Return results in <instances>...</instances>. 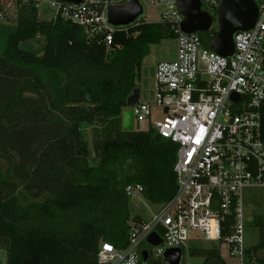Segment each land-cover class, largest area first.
Segmentation results:
<instances>
[{
    "label": "trees",
    "instance_id": "16d2710c",
    "mask_svg": "<svg viewBox=\"0 0 264 264\" xmlns=\"http://www.w3.org/2000/svg\"><path fill=\"white\" fill-rule=\"evenodd\" d=\"M8 2L0 0V14ZM17 13L0 53V161L8 164L6 179L51 198L24 211L15 196L0 201V249L7 264H96L102 242L125 248L130 224L144 220L131 216L130 186H141L157 206L178 192V146L151 126H122L151 46L177 34L168 23L141 19L116 31L108 48L104 35L88 36L61 18L40 20L34 7ZM217 35H201L205 47ZM37 38L44 39L41 53L22 47ZM261 113L264 138V107ZM231 224L229 218L222 238ZM255 225L260 243L246 249L244 264H264L256 257L264 227ZM191 250L205 264H225L218 249Z\"/></svg>",
    "mask_w": 264,
    "mask_h": 264
},
{
    "label": "built area",
    "instance_id": "2783aa9c",
    "mask_svg": "<svg viewBox=\"0 0 264 264\" xmlns=\"http://www.w3.org/2000/svg\"><path fill=\"white\" fill-rule=\"evenodd\" d=\"M202 10L217 16L223 0H200ZM160 9L161 21L177 34L173 60L155 68L154 100L132 106L135 127L148 123L164 139L178 146L175 174L178 192L150 220L130 224L125 248L102 242L96 264H143V252L164 262L167 251L184 248L195 231L208 241L228 248L229 256L244 264L246 215L244 193L264 189V0H253L259 10L256 25L234 36L235 52L223 57L205 47L201 35L181 31L184 16L177 0H140ZM116 0H84L80 5L57 0H9L16 12L42 7L84 28L88 36L104 35L110 48L116 31L108 24L107 11ZM4 15V13L2 14ZM213 25L209 32L213 31ZM237 96V101L232 100ZM163 119L153 122V109ZM136 129V128H135ZM130 186L129 197L142 193ZM232 218L231 234L222 228ZM157 234L162 243H148ZM196 241L201 239L196 237ZM183 264V258L182 262Z\"/></svg>",
    "mask_w": 264,
    "mask_h": 264
},
{
    "label": "rangeland",
    "instance_id": "374dc122",
    "mask_svg": "<svg viewBox=\"0 0 264 264\" xmlns=\"http://www.w3.org/2000/svg\"><path fill=\"white\" fill-rule=\"evenodd\" d=\"M128 0H116L115 5H125ZM145 14L142 19L149 23L160 22V9L151 4L144 3ZM0 14V53L4 51L6 47V37L8 32L15 29L16 20L18 13L14 7L5 9L4 15ZM54 13L42 7L38 17L43 21H51ZM213 29L219 30V23L217 16L214 15ZM44 46V39L37 38L36 40L23 44L24 49H30L41 53ZM177 52V41L176 39H165L158 45H152L150 48L149 55L143 62L142 77L140 81V102L139 103H150L154 100L155 93V79L154 72L156 66L162 61L173 60L176 57ZM132 108L129 106V109ZM153 122H157L163 119L161 110L153 109ZM136 129L140 131H146L148 129V123L136 124ZM93 129L89 128L86 130V137L90 142L91 149L93 150L94 136ZM8 168V164L0 161V201L8 200L15 196L17 203L21 211H24L31 205H42L45 201L51 198V194L43 193L39 194L37 191L29 193L18 182H12L6 179L5 173ZM245 197V215H246V246L248 248L255 247L260 243L261 233L260 228L255 225V222L259 221L264 227V189L248 190L244 193ZM130 210L131 216H141L147 221L150 220L152 215L159 210L157 205L149 203L143 196L142 193L130 197ZM198 237L201 240L196 241ZM183 251V264H205L204 257H196L191 253V249L202 248L203 250H216L218 249L225 264H241L238 258H232L229 256L228 248H220L218 244L208 241L205 234L199 231H195L191 235L190 241ZM256 257L264 259V250H261ZM8 253L6 250L0 249V264H7ZM208 264H221L218 262H210Z\"/></svg>",
    "mask_w": 264,
    "mask_h": 264
},
{
    "label": "water",
    "instance_id": "95a60500",
    "mask_svg": "<svg viewBox=\"0 0 264 264\" xmlns=\"http://www.w3.org/2000/svg\"><path fill=\"white\" fill-rule=\"evenodd\" d=\"M58 2L80 5L84 0H57ZM180 13L184 16L181 31L185 34L200 35L210 31L213 25V18L202 10L200 0H177ZM145 14V9L140 0H128L123 6L113 5L107 11L108 24L115 28H128L139 22ZM259 10L253 0H223L217 11L219 23L218 35L211 44L210 49L223 56L231 57L235 52L234 36L239 32L250 31L257 23ZM232 100L237 101V96ZM140 102V91L133 94L129 100V106H136ZM123 131H135L134 111L127 109L122 118ZM148 243L154 247H159L162 243L157 234H152ZM144 263H147L149 255L143 252ZM183 250L173 249L166 252L164 256L165 264H181Z\"/></svg>",
    "mask_w": 264,
    "mask_h": 264
},
{
    "label": "flooded vegetation",
    "instance_id": "af4514ba",
    "mask_svg": "<svg viewBox=\"0 0 264 264\" xmlns=\"http://www.w3.org/2000/svg\"><path fill=\"white\" fill-rule=\"evenodd\" d=\"M146 264H165L164 262L158 261L152 257H149Z\"/></svg>",
    "mask_w": 264,
    "mask_h": 264
},
{
    "label": "crops",
    "instance_id": "0c3cea01",
    "mask_svg": "<svg viewBox=\"0 0 264 264\" xmlns=\"http://www.w3.org/2000/svg\"><path fill=\"white\" fill-rule=\"evenodd\" d=\"M155 73V72H154ZM140 91V90H139Z\"/></svg>",
    "mask_w": 264,
    "mask_h": 264
}]
</instances>
